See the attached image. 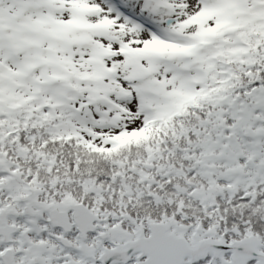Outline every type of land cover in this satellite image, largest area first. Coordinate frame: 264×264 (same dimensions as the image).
<instances>
[{
    "label": "snow or ice",
    "instance_id": "6c2138e0",
    "mask_svg": "<svg viewBox=\"0 0 264 264\" xmlns=\"http://www.w3.org/2000/svg\"><path fill=\"white\" fill-rule=\"evenodd\" d=\"M0 264H264V0H0Z\"/></svg>",
    "mask_w": 264,
    "mask_h": 264
}]
</instances>
